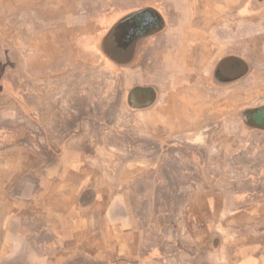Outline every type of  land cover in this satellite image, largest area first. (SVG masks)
I'll list each match as a JSON object with an SVG mask.
<instances>
[{"label": "crops", "instance_id": "crops-1", "mask_svg": "<svg viewBox=\"0 0 264 264\" xmlns=\"http://www.w3.org/2000/svg\"><path fill=\"white\" fill-rule=\"evenodd\" d=\"M178 1L151 10V42L92 62L112 75L67 72L69 37L48 85L1 71L0 264H249L258 244L201 251L189 226L248 236L227 228L240 191L216 178L264 168V0ZM203 194L206 215L221 206L206 223Z\"/></svg>", "mask_w": 264, "mask_h": 264}, {"label": "rangeland", "instance_id": "rangeland-1", "mask_svg": "<svg viewBox=\"0 0 264 264\" xmlns=\"http://www.w3.org/2000/svg\"><path fill=\"white\" fill-rule=\"evenodd\" d=\"M177 1L178 0H0V45L6 50V56L8 57V63L5 66H0V74H2L1 71L3 70V76L6 74L13 82L14 86H16L18 83L17 81L21 79L23 73H25L26 78L30 79L29 88L31 89V80L34 76L41 78V85H39V87L48 85L47 74L49 69L51 67H59V65L64 62V57L67 58L65 53L58 50V48H60V46H65L66 38L69 37V44L71 43V47L74 49L72 51L74 69H68L67 72H80L79 69H81L83 71L86 70L89 75L99 71L104 73L109 72L110 75H112L114 64L111 62L108 63L106 60L105 64L98 65L97 67L92 65V62L102 57L101 55L112 57L121 55L127 58L128 49L124 52L120 46L122 48L128 47L129 40L132 48L135 45L140 46L145 42H151V35L156 31L155 28L134 31L127 41H122L119 45L120 41H118L117 37V32L120 28L118 26L119 21L128 14L141 9L150 12V14L153 12L151 10L159 14L161 12L162 14H166V11H168L167 9H169L172 14H174L173 9L178 7L176 6ZM178 3L183 4L188 2L179 0ZM171 4L174 5V7H172ZM152 15L156 17V14ZM82 57L88 59V67L84 65ZM18 62H20V65ZM122 67H124L123 64L120 69L117 70L118 74L121 73ZM109 70H111V72ZM88 81L90 82L88 84L93 86L90 79H88ZM20 84L23 85V83ZM127 103L128 99H126V104ZM90 125L94 126L95 124L90 122ZM105 125L106 124L103 126ZM109 133L112 135L113 130L110 129ZM94 135H96V132H94ZM94 135L93 137H95ZM249 150L251 152L255 151L256 145H250ZM238 163L241 165L242 162H233L234 165ZM251 163L252 166L250 165L251 167L245 169L243 172L246 173V176L240 173L237 174L238 177L216 178L218 182L221 180H227V182L228 180H233L234 187L240 191L236 197L238 201L236 202L237 206L233 209V213L230 214V216H232V226L228 225L227 228L230 232H233V236L235 235L236 238L243 236L242 234L248 236H244V240L242 239L243 241L235 240L231 243L226 239L220 241L218 236L220 235L225 238V228L215 233L213 229L208 228L204 224L200 225L199 228L194 225L189 226V232L200 238V240H198V246L201 251L217 247L222 249V251H226L227 249L235 248V246L239 247L240 244L243 246L258 244L252 253L246 255L248 256V263L264 264V256H257L258 253L264 252V168L253 166L256 164L255 161ZM222 186L223 185H219L218 183L215 187L217 192ZM0 196L8 197L7 194H0ZM216 196L218 197L219 195L217 194ZM218 198H221V196ZM223 199L224 197L222 200ZM7 202V207L9 206V209H11L12 202L10 200ZM204 205L205 197L203 194L202 200L200 202L198 201L193 209L200 216L201 221L206 223L209 219L214 220L215 216L219 215L218 211H221V206L215 203V213L212 211L206 215ZM23 206L24 205H22L21 208L26 211L27 207L24 206L23 208ZM63 210L65 209H60L62 215ZM6 211L7 210H2L3 213ZM70 214L73 215L72 212ZM26 217H28V215H26ZM62 217H64V215ZM261 230L263 233H260ZM216 235L218 236L216 237ZM185 243L186 247L191 245L189 242ZM166 244L169 246V243ZM168 246H165V248H168ZM170 248H172V246H170ZM157 254L158 253H156V255ZM203 258L204 256L202 255L201 260ZM230 259L232 258H227L225 262L223 260V264H229Z\"/></svg>", "mask_w": 264, "mask_h": 264}, {"label": "flooded vegetation", "instance_id": "flooded-vegetation-1", "mask_svg": "<svg viewBox=\"0 0 264 264\" xmlns=\"http://www.w3.org/2000/svg\"><path fill=\"white\" fill-rule=\"evenodd\" d=\"M152 14L141 9L122 18L118 24L120 27L117 32L118 41H120V43L125 40L127 41L131 37L130 35L137 30L158 28L161 24L160 17L157 14L156 17H154ZM216 83L220 82L217 81Z\"/></svg>", "mask_w": 264, "mask_h": 264}]
</instances>
